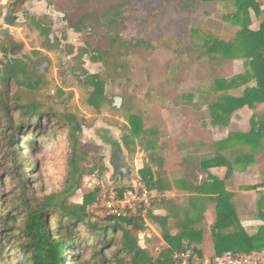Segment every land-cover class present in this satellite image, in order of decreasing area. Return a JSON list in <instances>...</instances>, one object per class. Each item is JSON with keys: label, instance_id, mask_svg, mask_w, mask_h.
Instances as JSON below:
<instances>
[{"label": "rangeland", "instance_id": "1", "mask_svg": "<svg viewBox=\"0 0 264 264\" xmlns=\"http://www.w3.org/2000/svg\"><path fill=\"white\" fill-rule=\"evenodd\" d=\"M37 2L47 6L40 17L25 11L23 23L18 22L12 29H7L9 26L0 19V77L6 65L11 64L9 61H15L33 67L32 75L26 68L27 77L31 82L36 81L34 85L10 81L5 103L12 117L5 116V103L0 102V134L12 133L13 136L20 120H26L20 108H15L16 101L21 105L37 103L40 118L22 137L26 141L39 134L33 150L25 154L33 160L29 166L30 199L60 194L67 187L72 134L80 144L77 161L85 174L80 188L68 200L69 205H81L83 197L94 192H97L96 198H100L103 194L117 195L119 191H126L132 185L124 183L126 171L131 172L128 162L134 170L151 163L137 139L136 145L128 148L131 152L124 147L122 137L126 134L124 127L128 118L138 116L145 129L158 130L161 145L172 147L175 137H184L183 132L188 134L206 118L207 113L201 109L213 100L214 81H230L243 73L240 59L211 61L197 58L203 44L202 34L209 33L221 39L234 37L238 26L224 18L235 11L233 2ZM249 16L250 29H257L258 19L252 11ZM37 17L40 18V29L47 31L54 43L36 29L33 19ZM5 33H8L10 48L16 52L8 53L2 46ZM41 49L48 50V54ZM91 75H97L103 86L104 95L98 109L86 102L93 90ZM241 90H230L229 93L239 96ZM41 125L42 130L38 129ZM108 141L116 143V147H107ZM19 147L20 154L27 151L22 144ZM12 187L8 182L0 185V212L10 211L11 215H17L20 225L24 208L16 191H11ZM28 202L32 204V200ZM106 217L101 208L89 215L91 221L100 224H107ZM75 229L85 228L76 225ZM155 229L152 222L138 234V243L143 242L153 257L166 248ZM13 247H9L10 257L5 264L23 261L20 252H12ZM214 254L209 245L204 248L205 259Z\"/></svg>", "mask_w": 264, "mask_h": 264}, {"label": "trees", "instance_id": "2", "mask_svg": "<svg viewBox=\"0 0 264 264\" xmlns=\"http://www.w3.org/2000/svg\"><path fill=\"white\" fill-rule=\"evenodd\" d=\"M201 1L203 3L233 2L236 7L233 13L224 16L226 21H232L238 26L234 37L221 39L204 33L203 44L197 55L198 59L209 58L211 61L242 60L243 73L230 81L215 80L211 93L213 100L205 104L211 124L226 126L236 111L244 107L253 109L257 105H264V12L261 10L264 7V0ZM249 11H252L258 19L256 30L250 29ZM89 78L93 90L86 102L90 107L98 109L104 95L103 86L97 75H91ZM12 79L21 85L26 82L34 85L27 77L24 64L13 66L8 63L0 77L2 96L0 102L7 101ZM239 88H242L239 96L229 93L230 90ZM188 97L192 98L191 95ZM15 108H20L26 120H20L14 136L12 133L0 134V185L7 182L13 185L11 191H16L15 195L24 211L20 225L17 224V215H11L10 211L4 214L0 212V264L6 263L7 258L10 257L9 247L13 245L15 247L12 252L18 251L23 256V261L19 264H173L174 255L183 246L191 248L197 255L204 257L198 247L202 238L200 227L204 224L206 202H214L216 205V222L211 229L215 255L229 251L237 254L264 251V192L260 194L257 204V217L263 222L258 231L252 236H247L242 228L234 226V232L224 235L223 230L232 225L231 210L223 209L227 204L226 197L230 194L225 189L224 181L213 176H208L206 181L195 183L192 187L188 186L193 193L189 198L190 215L175 224L177 234L171 235L166 230V226L160 225L156 220L162 229L161 237L166 243V248L157 257H153L147 247L139 246L138 234L146 227L141 217L128 219L106 217L107 224L91 221L86 213V206L94 202L97 192L83 197L81 205L68 203L70 197L80 188L85 174L77 161L80 144L74 134L71 135L72 158L69 163L67 187L60 194L30 199L29 166L33 160L25 154L27 152L30 154L33 150L36 144L35 138L39 134L26 141H23L22 137L28 128L34 127L33 122L38 120L40 115L36 110V102L21 105L16 101ZM5 109V116H10L11 110L6 103ZM39 128L42 130L44 127L41 125ZM124 128L126 134L123 135L122 142L127 151L131 152L128 148L135 146L137 139L150 158L151 163L144 164L138 171L139 178L149 191L161 192L163 184L160 177L163 174L159 170L155 173L152 170L153 166L160 169L163 163L160 133L157 129H145L141 119L135 115L128 118ZM19 144L24 146V151L27 150L24 154L19 153ZM174 145L178 152L192 147L198 149L201 146L214 150V157L203 159L200 163L201 169L205 171L218 167L230 168L228 158L231 154L227 158L221 152L236 146L239 149L233 152L234 161L240 166H252L254 157L264 151V114L251 118L250 130L247 133L230 134L226 139L209 146L186 140L176 141ZM257 186L264 190V173L261 174V183L253 188ZM121 194L122 191H119L118 195ZM29 200H32V204L28 202ZM160 201L164 200L160 199ZM76 225L85 229H75Z\"/></svg>", "mask_w": 264, "mask_h": 264}, {"label": "crops", "instance_id": "3", "mask_svg": "<svg viewBox=\"0 0 264 264\" xmlns=\"http://www.w3.org/2000/svg\"><path fill=\"white\" fill-rule=\"evenodd\" d=\"M261 10L264 12V7ZM206 110L208 111L207 107L201 109V111L207 113L203 121L194 126L188 134L183 132V138L175 137L174 141L191 140L200 145L209 146L226 139L230 134L247 133L250 130L251 118L253 116L260 117L264 114V105H257L253 109L244 107L236 111L226 126L212 125L209 113ZM161 144L160 147L163 151L161 153L163 156L162 167L159 169L153 166L152 170L154 173L159 170L163 174L160 177L163 190L161 192L152 191L154 202L152 210L150 215L143 220L146 226L152 225L153 222V228L159 231V233H155L161 243L166 244L161 237L162 229L159 224L166 226V230L171 235L177 234L178 230L175 224L190 215L189 198L193 193L188 189V186L192 187L195 183L204 182L208 179V176L224 181L225 189L230 194V196L226 197L227 204L223 209L231 210L232 225L224 229L222 234L227 235L234 232V226L242 228L247 236H252L258 231L263 222L257 217V204L260 194L264 190L259 186L255 189L253 187L261 183V174L264 173V151L254 157L252 166H240L234 161L233 156V152L239 148L237 146L231 147L221 152L227 158L231 154L228 158L231 165L230 168L218 167L205 171L201 169L200 163L203 159L214 157V150L201 146L198 149L192 147L178 152L174 145L166 148L165 145ZM143 153L145 154L144 151ZM128 164L131 172L129 170L126 171L124 183L132 184L130 187L132 188L137 179H139L138 171L143 165L138 166L134 170L130 162ZM160 199L164 201H160ZM156 200L158 201L155 202ZM204 209V224L200 227L202 238L199 247L204 252V248L209 245L215 253L211 229L216 222V205L214 202H206ZM156 220H158L159 224L156 223ZM139 244L140 247H146L143 242Z\"/></svg>", "mask_w": 264, "mask_h": 264}, {"label": "built area", "instance_id": "4", "mask_svg": "<svg viewBox=\"0 0 264 264\" xmlns=\"http://www.w3.org/2000/svg\"><path fill=\"white\" fill-rule=\"evenodd\" d=\"M152 206V191H149L139 178L132 188L122 192L121 196L110 193L95 198L92 204L86 206V213L94 215L96 210L101 208L106 216L111 218L141 217L146 219L151 213ZM173 264H264V251L240 254L229 251L205 259L191 248L183 246L174 255Z\"/></svg>", "mask_w": 264, "mask_h": 264}, {"label": "flooded vegetation", "instance_id": "5", "mask_svg": "<svg viewBox=\"0 0 264 264\" xmlns=\"http://www.w3.org/2000/svg\"><path fill=\"white\" fill-rule=\"evenodd\" d=\"M0 7H1V16L0 19H3V21L9 26L6 27L7 29H12L14 28L15 25L19 23H23L25 20V11L31 13L32 15H36L40 17L44 11H46V5L44 3H38L37 0H7L6 3L0 2ZM49 14V13H48ZM34 18V24L36 26V29L41 32L42 30L40 29V18ZM55 23V20H53ZM35 28V27H34ZM8 32V31H6ZM10 33V32H9ZM47 31H42L41 34L47 38L50 39L51 43H54L53 38L48 34H46ZM5 33L4 37L1 40V44L4 48H7L8 53L12 51V53L16 52V50H12L10 48L11 44L7 42V36ZM42 52H45L48 54V50H42ZM64 61V60H63ZM13 66H15L17 63L15 61H9ZM27 66V65H26ZM28 70L29 75H32L33 67L27 66L25 67ZM32 83H36V81L32 80ZM113 147H116V143H112L111 141H108V146L110 149ZM121 151L119 150V153Z\"/></svg>", "mask_w": 264, "mask_h": 264}, {"label": "water", "instance_id": "6", "mask_svg": "<svg viewBox=\"0 0 264 264\" xmlns=\"http://www.w3.org/2000/svg\"><path fill=\"white\" fill-rule=\"evenodd\" d=\"M118 148L120 149V145H118Z\"/></svg>", "mask_w": 264, "mask_h": 264}]
</instances>
